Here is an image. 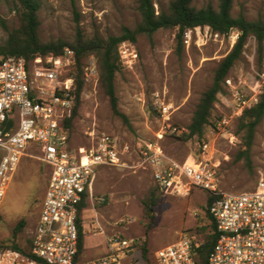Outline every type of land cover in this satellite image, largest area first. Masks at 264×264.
Instances as JSON below:
<instances>
[{
	"label": "rangeland",
	"instance_id": "1",
	"mask_svg": "<svg viewBox=\"0 0 264 264\" xmlns=\"http://www.w3.org/2000/svg\"><path fill=\"white\" fill-rule=\"evenodd\" d=\"M38 34L41 40L62 38L71 40L77 27L85 36L94 33L102 37L118 35L122 26L133 28L140 21L137 0H39ZM157 10L166 9L170 0H153ZM219 0H193L196 7L211 4L217 7ZM17 0H0V18L7 30L0 26V42L7 37V31L17 26ZM232 16L243 14L248 20L264 17V0H233ZM175 29L160 28L154 32L152 42L146 35H139L133 43L137 59L131 67L122 66L116 73L114 84L118 108L125 115L112 112L108 96L103 91L98 77L85 80L76 115L70 124L71 145H87V132L95 130L115 136L121 145H129L122 167L99 166L92 185L93 200H89L81 212L83 247L79 255L80 264H93L109 253L107 238L114 234L128 239H147L148 255L164 245L175 241L181 233L196 234L197 219L203 215V205L208 196L205 191L194 189L187 196H175L157 191L154 206V221L146 233L148 219L143 215L142 200L155 187L151 169L138 164L137 151L148 141L158 138L163 119L172 124L186 127L192 118L201 93L210 86L213 71L229 52L224 44L192 45L183 47L181 54L173 52ZM243 48L254 55L249 60L242 52L230 68L229 73H253L260 63L254 37L249 35ZM256 46V45H255ZM96 60V59H95ZM164 93L166 111L154 106L155 93ZM229 98L217 95V101L210 117L212 123L217 117L229 114ZM238 118L232 129L238 136V143L232 145L223 135L214 140L215 159L218 160L217 178L221 190L242 192L251 190L257 180L264 153V119L255 129L251 147L252 169L244 167L234 157L240 147L237 131ZM204 126L200 138H206L210 124ZM184 132V130H182ZM186 131L185 133H187ZM183 134V133H182ZM181 135V134H180ZM169 131L159 139L165 154L179 161L189 155L200 159L196 135L177 137ZM40 151L31 147L13 173L6 193L21 185L28 189L25 211L9 219L0 213V243H17L28 246L41 202L46 190L49 167L37 158ZM5 193V194H6ZM99 198H104L99 201ZM5 196L0 201L3 204ZM24 226L16 234L14 227L21 220ZM139 253L131 252L133 261Z\"/></svg>",
	"mask_w": 264,
	"mask_h": 264
},
{
	"label": "built area",
	"instance_id": "2",
	"mask_svg": "<svg viewBox=\"0 0 264 264\" xmlns=\"http://www.w3.org/2000/svg\"><path fill=\"white\" fill-rule=\"evenodd\" d=\"M241 36L242 29L236 26L219 32L203 25L184 29L182 39L185 47L224 44L230 52ZM244 43L241 52L252 60L254 55L246 53ZM118 55L124 67H131L137 59L130 42L119 45ZM73 58V50L66 47L60 54L38 55L29 61L16 56L0 60V201L29 148L38 149L37 158L49 167L46 190L26 251L0 246V264H80L76 257L81 203L86 206L93 200L92 185L99 166L126 164L129 145H121L109 133L91 130L87 132V145H71L65 120L71 117L74 104ZM84 77H97V63L92 56L84 61ZM263 85L264 41L260 63L253 73H229L224 78L218 95L229 98V114L217 117L206 138L198 140L200 159L189 155L179 161L165 154L159 142L166 129L165 119L158 138L144 143L136 154L138 164L151 169L159 191L187 196L200 189L213 197L209 212L215 221L217 239L207 264H264V153L251 190L223 191L218 184V160L211 138L223 135L232 145L238 143L232 123L245 109L258 103ZM154 96V106L165 112V92ZM170 132L183 133L176 126H171ZM135 241L112 235L107 238L109 253L93 264H142L140 258L128 259L131 252L139 253ZM198 246L195 234L181 233L175 241L157 249L150 264H195Z\"/></svg>",
	"mask_w": 264,
	"mask_h": 264
},
{
	"label": "trees",
	"instance_id": "3",
	"mask_svg": "<svg viewBox=\"0 0 264 264\" xmlns=\"http://www.w3.org/2000/svg\"><path fill=\"white\" fill-rule=\"evenodd\" d=\"M17 26L7 31V37L0 42V60L7 56L22 57L26 61L36 56H45L48 54H60L64 48L69 47L74 52L72 76L75 82L74 104L71 117L65 120V125L70 133V124L72 118L76 115L77 106L80 100V94L85 82L84 61L88 57H94L97 63V77L100 81L103 91L108 96L112 112L125 119V115L118 108V99L115 93V76L121 69L119 61L118 47L123 42L136 43L137 37L141 34L146 35L152 42V36L160 28L175 29L173 52L177 55L183 51L182 34L184 29L195 26L208 25L214 31L224 32L232 26L242 29V36L223 57L213 71L212 82L200 95L195 106L190 123L186 127L166 122V131L171 126H176L184 130L183 134L177 137H190L196 135L198 138L203 134L204 126L211 123L210 117L214 105L217 101V95L223 90V80L229 74L230 68L240 57L241 50L245 39L252 35L255 37L259 56L262 51L264 41V17L256 20H248L243 14L232 16L233 0H219L217 7L207 4L202 7H196L193 0H170L166 9H156L153 0H137V9L140 14V21L133 27L122 26L118 35H108L102 37L97 33L92 36H85L77 27L76 32L71 40L62 38L43 41L38 34L39 18L38 10L40 8L39 0H17ZM0 26L7 30L6 23L0 18ZM261 57V56H260ZM264 119V85L260 99L254 106L245 109L238 117L237 133L240 134V147L237 150L234 160L242 161L244 167L252 169L251 147L255 136L256 127ZM188 131L187 133H185ZM158 191L156 185L151 188L142 200L143 215L148 219L146 224V233L151 228L154 221V206L157 201ZM213 201L212 196H207L205 205H203V215L197 219L195 232L199 246L195 248V264H207L208 255L217 239L215 221L209 212V207ZM85 207L82 202L79 209L78 225V254L76 261L79 260L83 247V228L81 224V212ZM24 220L21 219L14 227L16 234L24 226ZM30 239L28 240V244ZM2 247H10L21 251L26 248L17 243L4 244ZM134 246L140 254L142 264H150L148 255L147 239L134 242Z\"/></svg>",
	"mask_w": 264,
	"mask_h": 264
},
{
	"label": "clouds",
	"instance_id": "4",
	"mask_svg": "<svg viewBox=\"0 0 264 264\" xmlns=\"http://www.w3.org/2000/svg\"><path fill=\"white\" fill-rule=\"evenodd\" d=\"M27 192L28 189L24 185L10 189L5 194L4 203L0 204V213L10 220L20 217L25 211Z\"/></svg>",
	"mask_w": 264,
	"mask_h": 264
},
{
	"label": "crops",
	"instance_id": "5",
	"mask_svg": "<svg viewBox=\"0 0 264 264\" xmlns=\"http://www.w3.org/2000/svg\"><path fill=\"white\" fill-rule=\"evenodd\" d=\"M98 170H99V168L97 169V171H98ZM97 171H96V172H97Z\"/></svg>",
	"mask_w": 264,
	"mask_h": 264
}]
</instances>
